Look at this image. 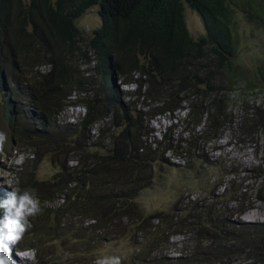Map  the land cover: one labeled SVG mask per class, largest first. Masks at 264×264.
Instances as JSON below:
<instances>
[{
    "label": "trees",
    "instance_id": "trees-1",
    "mask_svg": "<svg viewBox=\"0 0 264 264\" xmlns=\"http://www.w3.org/2000/svg\"><path fill=\"white\" fill-rule=\"evenodd\" d=\"M263 2L0 0V116L8 131L0 146L10 152L15 142L33 151L18 179L38 200L24 238V245L36 250V264H90L94 255L88 256L99 250L100 242H112L114 233L123 236L130 224L136 226L131 247L136 264H217L235 259L264 264V222L237 219L246 200L240 188L225 200V186L221 195L208 192L195 198L181 193L174 209L150 215L137 205L131 209L136 192L147 184L153 151L145 140L148 132L137 131L129 118L118 120L123 105L113 84L114 75L124 84L134 82L133 92L146 105L147 111H139L143 115L172 113L188 102L190 120L205 125L203 134L213 129L215 136L226 123L224 91L238 81L264 89V55L251 72L235 60L237 14L250 23L264 22ZM92 6H97L100 22L85 36L77 20ZM186 7L201 20L203 33L197 37L187 28ZM83 64L93 65L91 73L84 74ZM70 102L86 108L77 123L80 129L99 124L96 149L72 138L71 125H59L57 114ZM252 112L256 118L250 133L264 138V112L260 107ZM108 123L124 126L110 132ZM198 137L193 136L194 148ZM179 141L187 146L192 142ZM47 149H65L64 160L75 159L76 164L64 162L50 176L33 178L30 169ZM165 149L175 150L171 144ZM255 173L256 196L264 200V169ZM1 199L0 195L5 222L8 214ZM175 235L183 236V245L169 262L166 252Z\"/></svg>",
    "mask_w": 264,
    "mask_h": 264
},
{
    "label": "rangeland",
    "instance_id": "rangeland-1",
    "mask_svg": "<svg viewBox=\"0 0 264 264\" xmlns=\"http://www.w3.org/2000/svg\"><path fill=\"white\" fill-rule=\"evenodd\" d=\"M236 18L235 60L244 70L251 72L264 55V22L258 19L257 22L250 23L240 13L237 14ZM185 20L191 35L197 37L203 33L199 16L189 7L185 8ZM99 22L97 6H92L77 20V25L82 33L87 36L93 28L99 25ZM92 66V64H83L80 69L84 71V74H88L91 73ZM121 79V76L114 75L113 77L117 98L123 105L117 114V118L118 120H123L124 117L129 118L136 123L137 131L148 132L145 140L147 144H150L153 151L151 153L152 160L147 165L150 173L147 184L136 192L137 199L131 202V209L140 208L144 215H150L149 213L155 211H169L174 209L171 207L181 193L195 198L203 197L208 192L221 195L225 186L229 190L224 200L238 188L246 199L243 202L245 208L237 215V219L243 222H264V200L256 196L259 180L255 177V170L264 169V138L261 133H250L256 118L252 115V109L260 107V110L264 112V89L257 87L251 89L246 87L242 81H238L232 89L224 91L221 108L226 107V123L214 136L213 129L205 131L206 134H203L205 125H196L193 119L190 120L187 109L189 104L186 101L182 102V106L172 113L152 116L151 114L149 116L141 114L140 110L144 112L147 109L142 96L133 92L136 85L134 82L124 84ZM1 91L2 89H0ZM76 106V103H68L63 106L57 114L59 125L65 127L71 125L70 130L72 132L70 133L72 135L70 136L72 138L80 140L84 145L92 144L96 149L97 140L95 137L98 134L99 125L95 123L91 124L90 127L85 126V128L80 129L77 123L82 117V110ZM229 119L231 122L227 123ZM115 124L108 123L106 131L111 132L116 129L117 132L124 126L123 124L115 126ZM7 135L8 131L0 116V141ZM194 135H199L197 141H204L203 143L198 142V144L196 141L195 148L197 149L194 148L192 141ZM164 137H166V141L162 142ZM180 139L192 142L190 146H187V144L179 141ZM159 141L161 143L157 144ZM168 144H171L175 150H166L165 146ZM64 150L61 153L48 149L41 152L36 168L30 169L34 173L33 178L40 180L50 176L59 170L64 162H67L69 166H74L76 164L75 159L64 160V157L68 159V154H65ZM31 152L33 151L28 144H25L17 152L11 151L12 155H9L11 153L5 150L0 151V187L8 189V191L16 190L18 181L16 171L25 164L24 158H28ZM194 175L196 176L195 179ZM219 182L221 183L220 187L217 186ZM18 200L19 197L15 198L14 201ZM30 204L33 205L35 202L32 201ZM10 208V215L17 220L14 222L17 226L19 221L17 203H13ZM134 213L137 214V211ZM129 229L130 231H128ZM135 229L136 226L130 224L125 233L122 234L123 236L114 233L110 240L112 242L101 241L99 250L94 254H89L88 257L94 255L93 264H116L118 259H120L121 264H136L132 259L134 257L131 256ZM10 231L11 236H7L5 244L7 246L10 244V252L14 251L13 255L16 256V261H11L12 264H29L34 259V251L27 250L28 258L23 257L24 252H16L15 249L25 243L17 239L15 228L11 226ZM182 240L183 236L181 235L171 237V248L166 252L168 255L164 252L167 261L172 262L174 257L180 254L179 251L183 245ZM84 262L86 263L85 260ZM217 264H248V261L235 259L227 263L219 262Z\"/></svg>",
    "mask_w": 264,
    "mask_h": 264
},
{
    "label": "clouds",
    "instance_id": "clouds-1",
    "mask_svg": "<svg viewBox=\"0 0 264 264\" xmlns=\"http://www.w3.org/2000/svg\"><path fill=\"white\" fill-rule=\"evenodd\" d=\"M75 98H76L75 95L71 96V99L73 101H76ZM70 103H76L77 104L76 107L80 108L82 110L81 116H84V114L86 112V108L83 105H82V107H80L79 102H70ZM20 149H22V147L18 148L17 145L15 144V142L12 143V148H11L12 152H17ZM1 150H4V148L2 146H0V151ZM11 151L9 153H11ZM23 152H24V150H23ZM12 154L13 153H11L9 155H12ZM28 156H29L28 158H26V159L24 158V162L27 159H30L33 157V152L29 153ZM19 170L16 171L17 178H18ZM0 195L4 198V199H1V201H3V204H6L5 211H7V214H8V218L6 219L5 222H3L1 220L3 213H0V264H12L11 261H16V256L13 255L14 251L10 252L11 251L10 244L8 246L5 244V242L7 241V236H11L10 228H11V226L13 228H15V232L17 233V239L20 241L22 240L25 243L24 238H25V233L27 230L28 217L33 212V210H35V208L38 206V200L31 193H29L26 189H24V187L19 183V179H18L17 184H16V190L8 191V189H4V188L0 187ZM5 195L9 196V200H8V197ZM17 197H19V200L14 201L15 198H17ZM32 201H34L35 204H33V205L30 204V202H32ZM13 203H17V206L19 208V213H18L19 221L17 223L18 224L17 226L14 224V222L17 220L15 219V217L13 218L10 215V212H11L10 207ZM11 221H13V224H11ZM27 250L34 251V259L29 264H36L37 256H36V250L34 248H28L25 245H22V246H19L18 248L15 249L16 252H20V251L24 252V254H25L23 256L24 258H28V253H26V252H28ZM7 251H8V253H7Z\"/></svg>",
    "mask_w": 264,
    "mask_h": 264
}]
</instances>
